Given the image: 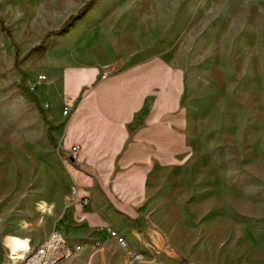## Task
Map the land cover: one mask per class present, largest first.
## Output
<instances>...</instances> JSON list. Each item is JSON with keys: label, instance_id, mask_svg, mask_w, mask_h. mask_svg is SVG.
Wrapping results in <instances>:
<instances>
[{"label": "rangeland", "instance_id": "374dc122", "mask_svg": "<svg viewBox=\"0 0 264 264\" xmlns=\"http://www.w3.org/2000/svg\"><path fill=\"white\" fill-rule=\"evenodd\" d=\"M154 56L179 73L182 89L179 108L163 119L161 160L147 191L115 195L129 210L97 194L80 211L99 212L127 241L114 225L137 235L143 257L130 264L264 257V0H0L7 232L50 223L69 240L88 233L68 194L60 146L66 118L53 119L46 105L50 75L98 61L121 69Z\"/></svg>", "mask_w": 264, "mask_h": 264}, {"label": "crops", "instance_id": "0c3cea01", "mask_svg": "<svg viewBox=\"0 0 264 264\" xmlns=\"http://www.w3.org/2000/svg\"><path fill=\"white\" fill-rule=\"evenodd\" d=\"M58 73L55 71L50 75L46 87L50 103L46 105L53 119L66 118L60 128L63 158L66 159L64 150L79 146L75 160L69 162L66 159L70 182L68 194L71 196L72 187L77 185L79 196H87L90 200V196L106 195L113 198L117 208L131 209L128 202L117 200L115 195H137L147 191L155 163L161 160L158 146L163 127L168 126L163 119L179 108L181 76L172 73L157 56L121 69L98 61L84 66L59 67ZM150 99L151 107L144 120L139 122L138 117ZM66 103L72 106L68 115L63 113ZM61 193V190L57 192V199L62 198ZM85 205L76 201L75 206L79 208L76 218L78 224L86 226L89 234L76 233L71 235V240L67 238L70 243L85 247L61 264H130L129 251L142 254V243L134 232L125 228V224L114 226L128 235L129 251L110 237V222L99 212L80 211ZM1 214L6 217L4 212ZM1 214L2 257L9 248L37 246L58 230L48 223L38 229L7 232ZM9 235L11 246L7 243ZM259 258L250 264H264V257Z\"/></svg>", "mask_w": 264, "mask_h": 264}, {"label": "built area", "instance_id": "2783aa9c", "mask_svg": "<svg viewBox=\"0 0 264 264\" xmlns=\"http://www.w3.org/2000/svg\"><path fill=\"white\" fill-rule=\"evenodd\" d=\"M106 75H103L105 78ZM41 79H46V76L41 75ZM71 105L66 103L64 115L71 112ZM79 146L73 145L69 149L64 150L63 155L67 160L78 156ZM71 199L74 201L88 204L87 196H79V188L74 185L71 189ZM3 227V219L0 216V264H61L65 259L72 257L77 252L81 251L85 246L81 244L70 243L64 235L58 230H54L51 235L37 246L25 245L21 249L13 250L9 248L5 256L2 257L1 245V230ZM111 237L115 238L119 245L129 251L127 240L122 237L117 231L109 229ZM130 259L137 260L142 258V254L136 251H129Z\"/></svg>", "mask_w": 264, "mask_h": 264}, {"label": "trees", "instance_id": "16d2710c", "mask_svg": "<svg viewBox=\"0 0 264 264\" xmlns=\"http://www.w3.org/2000/svg\"><path fill=\"white\" fill-rule=\"evenodd\" d=\"M73 18H74V17H71L70 20H68V22H67L66 24H69ZM1 23H2V21H1ZM2 26H3V24H2ZM3 28H4L7 32H9V29H8V28H5V27H3ZM58 32H59V31H57L56 33H58Z\"/></svg>", "mask_w": 264, "mask_h": 264}, {"label": "water", "instance_id": "95a60500", "mask_svg": "<svg viewBox=\"0 0 264 264\" xmlns=\"http://www.w3.org/2000/svg\"><path fill=\"white\" fill-rule=\"evenodd\" d=\"M75 159L74 158H71V161H74Z\"/></svg>", "mask_w": 264, "mask_h": 264}]
</instances>
